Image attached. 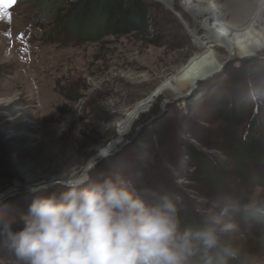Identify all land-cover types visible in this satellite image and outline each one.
<instances>
[{"label":"rangeland","instance_id":"obj_1","mask_svg":"<svg viewBox=\"0 0 264 264\" xmlns=\"http://www.w3.org/2000/svg\"><path fill=\"white\" fill-rule=\"evenodd\" d=\"M59 1L0 12V217L117 173L167 193L182 226L228 202L264 204V165L235 152L253 135L264 144V0H144L149 34L99 43L49 18ZM234 108L239 125L223 115ZM234 219L224 241L241 264L264 258V224ZM0 264L17 260L2 251Z\"/></svg>","mask_w":264,"mask_h":264},{"label":"clouds","instance_id":"obj_2","mask_svg":"<svg viewBox=\"0 0 264 264\" xmlns=\"http://www.w3.org/2000/svg\"><path fill=\"white\" fill-rule=\"evenodd\" d=\"M236 214L262 222L264 204L228 202L202 226H182L167 193L148 195L118 173L101 174L35 196L17 219L0 217V245L17 264H241L224 241L238 228Z\"/></svg>","mask_w":264,"mask_h":264},{"label":"trees","instance_id":"obj_3","mask_svg":"<svg viewBox=\"0 0 264 264\" xmlns=\"http://www.w3.org/2000/svg\"><path fill=\"white\" fill-rule=\"evenodd\" d=\"M69 1L60 0L58 6L50 11L49 18L89 43H99L108 37L145 36L153 27L151 13L144 0H74L69 9L64 8ZM223 115L229 123L240 124L235 108ZM235 152L240 164L264 165V144L255 135ZM258 243L264 247V238ZM0 249V253L9 251L2 245Z\"/></svg>","mask_w":264,"mask_h":264},{"label":"snow or ice","instance_id":"obj_4","mask_svg":"<svg viewBox=\"0 0 264 264\" xmlns=\"http://www.w3.org/2000/svg\"><path fill=\"white\" fill-rule=\"evenodd\" d=\"M15 0H0V12L7 13V9H9Z\"/></svg>","mask_w":264,"mask_h":264}]
</instances>
